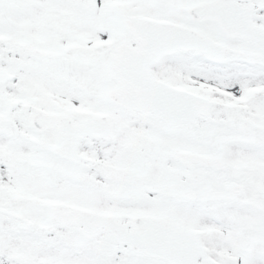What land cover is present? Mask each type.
Wrapping results in <instances>:
<instances>
[{"label": "snow or ice", "instance_id": "obj_1", "mask_svg": "<svg viewBox=\"0 0 264 264\" xmlns=\"http://www.w3.org/2000/svg\"><path fill=\"white\" fill-rule=\"evenodd\" d=\"M0 264H264V0H0Z\"/></svg>", "mask_w": 264, "mask_h": 264}]
</instances>
